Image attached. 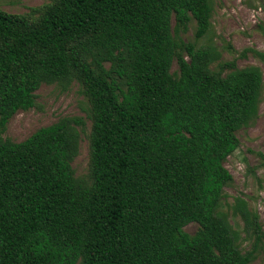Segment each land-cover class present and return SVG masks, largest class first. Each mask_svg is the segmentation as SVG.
<instances>
[{
    "label": "trees",
    "instance_id": "trees-1",
    "mask_svg": "<svg viewBox=\"0 0 264 264\" xmlns=\"http://www.w3.org/2000/svg\"><path fill=\"white\" fill-rule=\"evenodd\" d=\"M212 0H51L0 9V264H251L221 205L225 162L258 116L263 74L199 45ZM195 23L194 40H184ZM264 34V25L261 26ZM264 61V53L253 51ZM177 62L178 70L173 72ZM225 70H229L224 74ZM77 81L90 104L89 179L74 176L84 121L4 139L43 83ZM198 224L194 234L185 228Z\"/></svg>",
    "mask_w": 264,
    "mask_h": 264
},
{
    "label": "rangeland",
    "instance_id": "rangeland-1",
    "mask_svg": "<svg viewBox=\"0 0 264 264\" xmlns=\"http://www.w3.org/2000/svg\"><path fill=\"white\" fill-rule=\"evenodd\" d=\"M51 0H0V9L12 14H25L31 7H39ZM212 28L199 40V45H213L220 57L213 62V70H221L220 63L235 61L238 68L259 67L264 80V61L253 51L264 53V0H212ZM195 23L184 40H194ZM178 70L177 62L172 71ZM229 70H225L224 74ZM36 104L27 111L17 112L7 125L4 139L22 142L38 129L52 125L67 117L84 121L79 126L81 139L77 155L72 160L74 176L89 179V135L91 132L90 104L77 81L65 86L59 83H43L36 92ZM240 146L225 162L233 175V182L225 188L221 211L226 213L233 230L238 234V246L243 253L251 251L255 244V233L246 226L242 217L235 213L237 197L243 198L252 212L259 215L262 239L256 259L251 264H264V83L257 118L238 131ZM198 224L191 223L185 230L194 234Z\"/></svg>",
    "mask_w": 264,
    "mask_h": 264
}]
</instances>
